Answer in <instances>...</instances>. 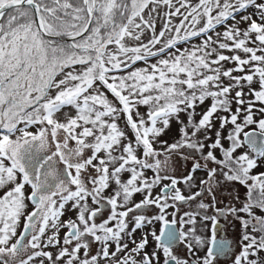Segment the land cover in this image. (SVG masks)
<instances>
[{
    "label": "snow or ice",
    "instance_id": "snow-or-ice-1",
    "mask_svg": "<svg viewBox=\"0 0 264 264\" xmlns=\"http://www.w3.org/2000/svg\"><path fill=\"white\" fill-rule=\"evenodd\" d=\"M262 167L264 0H0V264H264Z\"/></svg>",
    "mask_w": 264,
    "mask_h": 264
},
{
    "label": "rangeland",
    "instance_id": "rangeland-1",
    "mask_svg": "<svg viewBox=\"0 0 264 264\" xmlns=\"http://www.w3.org/2000/svg\"><path fill=\"white\" fill-rule=\"evenodd\" d=\"M158 28H159V26H158ZM234 107H235V105H234ZM175 135H176V126L173 125V128H172L171 132H169L168 135H167L166 137H164V138H165V139H170L171 137H173V136H175ZM190 166H191L190 162H189L187 165L183 164V162H180V163L178 164V166H177V170H176V172H175L174 174L177 175V176H181V175L185 174V169L188 168V167H190ZM262 170H264V167L259 168V169H256L255 171H262ZM148 175H151V172H149ZM197 175H198V176H203V173H198ZM235 187H236V189L238 190L241 199H243V198H244L245 189H244L242 186H240V185H236ZM224 190H230V191H232V187L229 186V187H226V188L219 189V195H218L217 198H218V200H220L222 203L218 204V205H217L218 207H221V206L223 205V197L221 196V193H222ZM185 194H187V192H185ZM233 194H235V193H233ZM140 198H141V197H140L139 195L136 196V200H137V201H138ZM205 202H208L207 198H206ZM188 210H190L188 207H185L184 209H182V211H188ZM169 211H171V209H170ZM209 211H211V209H209ZM257 215H262V213L258 212ZM69 216H71V213H69V214L67 215V218H69ZM169 219H171V217H169ZM236 223H237V225H238L239 228H240L239 222H236ZM160 227H161L160 224H156V225H155V228L157 229V231H159V228H160ZM136 235L139 236V232H138ZM152 247H153V245L150 244V246H149V250H151ZM182 248H183V246L180 245V244L176 246V251H177V254H178V255H183V254H184V252L182 251ZM53 251H54V249H53ZM262 255H264V254H262ZM228 260H230V259H224V260H221L220 264H230V262L227 263Z\"/></svg>",
    "mask_w": 264,
    "mask_h": 264
},
{
    "label": "flooded vegetation",
    "instance_id": "flooded-vegetation-1",
    "mask_svg": "<svg viewBox=\"0 0 264 264\" xmlns=\"http://www.w3.org/2000/svg\"><path fill=\"white\" fill-rule=\"evenodd\" d=\"M229 192H232V191L224 190L221 193V196L223 197V205L221 207H223L224 204H226L229 200H231V196H229ZM237 206H239V205L237 204ZM258 212H259V210H257V213ZM262 214H264V213H262ZM72 215H74V214L71 213V216ZM64 219H67V215L64 217ZM229 219L231 220V217H229ZM236 222H238V221H232V223H226L223 219H220V224H221L222 228L224 229V231L227 233L229 239H238L239 238L240 228ZM60 235H61V237L63 236V230L61 231ZM92 250L94 253L96 250L95 245L93 246ZM237 251H238V249H237ZM224 259H228V258H221V260H224ZM228 262H230V260H228L227 263Z\"/></svg>",
    "mask_w": 264,
    "mask_h": 264
}]
</instances>
